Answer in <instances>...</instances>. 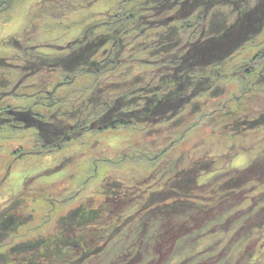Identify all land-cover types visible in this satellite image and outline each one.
Listing matches in <instances>:
<instances>
[{
  "label": "trees",
  "instance_id": "obj_1",
  "mask_svg": "<svg viewBox=\"0 0 264 264\" xmlns=\"http://www.w3.org/2000/svg\"><path fill=\"white\" fill-rule=\"evenodd\" d=\"M17 1L0 0V14ZM98 1H111L110 9L101 11V15L91 21L89 17L95 14L83 17L85 12L92 11L89 8L92 2ZM72 5L75 10H71ZM40 7L34 10L40 15L45 13L46 20L39 18L43 23H55L57 20L58 24L66 25L70 20L65 12L69 10V13L76 12L73 16L84 15L77 20L75 28L69 30L79 33L73 38L74 42H68L65 48H58L56 55H44L37 51L41 55L25 62L23 77L16 76L20 70L18 63L16 65L18 56L25 54L22 38L11 35L0 43V46L10 47L0 50V121L6 120L3 127L0 126V135L13 137L15 155L19 160L29 156L39 157L44 151L59 152L64 149V143L55 136L66 128L68 130L66 122L73 123L77 131L83 128L89 131L92 122L98 120L100 132L126 128L143 130L142 125H152L156 133L161 125L169 124L188 107L192 108V119H199L192 124L191 130L195 126L207 125L216 146L229 142L225 137L236 140L241 135H248L253 137L251 144L259 156L247 168H237L232 165L238 157L234 152L218 163L214 157H202L200 150L191 160V166L181 168L180 161H177L170 168L161 160L153 162L158 157L147 154L150 166L158 170L156 175L146 172V176L139 177L135 173L119 175V179L106 173L101 167L103 162L115 165L117 158L119 162H134L142 154V149L124 155H105L101 159L94 156L86 160L88 156H84L82 163L87 161L88 166L73 174L79 179L84 176L92 180L101 177L103 188L95 196L107 190L100 204L92 205L90 199L88 208L82 206L73 212L81 210L69 229L74 231L76 227L86 226L90 229L89 233L84 230L85 233L71 238L62 233L59 235L60 242L54 240L46 244V251L39 255L40 258H25L22 261L65 264L63 261L66 258L63 257L71 254L67 247L71 243L87 241L86 249L78 250L83 254L80 258L83 261L98 255L117 237L125 234L116 236L113 229L121 228V232H125L128 226H134L139 240L148 239L149 244L164 235L162 248L164 241L171 239L175 245L177 242L185 243L184 247L174 245L172 257L190 261L188 264L215 261L222 252L226 256L223 257L224 262L231 260L234 254L245 252L249 256L244 257L248 260L244 259L243 264H260L255 259L257 256L251 259L250 248L263 239L264 220L235 240L227 238L240 223L230 230L219 226L228 223L230 216L239 215L241 211H248L243 217L254 214L255 211L250 210L252 206L259 211L264 206V108L255 103L258 96L264 98V0H43ZM48 22L42 28L53 27ZM188 35L193 38H186ZM258 46L263 49L257 48L253 58L244 60L240 52ZM239 64L250 69L242 78L243 89L247 91L245 97H239L238 105L241 106L243 98L249 103L232 108L229 112L234 117L225 123L214 122L216 125L210 122L216 119L217 114L193 112L202 104L211 105V100L222 96L219 86L225 80L219 77L225 70L232 75L238 73L243 69L235 66ZM251 76L256 78L255 81L249 80ZM89 79L95 85V91L90 96L87 94L84 98L75 94L69 100L65 97L62 100L59 96L62 89L74 88V84ZM29 97L33 100L32 104ZM225 109V106L221 108ZM7 110L22 111L17 112L18 117L29 115L33 120L16 121L17 118L13 121L6 115ZM156 119L161 121L156 123ZM63 136H60L63 142L71 143ZM222 178L224 183L220 181ZM70 187L71 183L63 189V193L69 192ZM200 187H206V191L202 193L198 190ZM127 194L133 198L129 204L121 200ZM241 194L243 197L234 202L228 211L218 210L215 216H207L208 212H215L218 205L228 200L235 201L230 198ZM30 196L23 197L26 204L22 202L23 207H18L19 201L12 206L10 201L13 199H4L0 194V264H9L13 254L21 256L27 250L38 251L46 243L45 238L30 245L23 241L8 250L10 236L18 237L23 226L30 221L31 211L27 203L34 199ZM254 197H259L257 205ZM126 206L137 212L128 222L123 219L131 215H127ZM104 215L110 218L102 220ZM174 228L177 232L167 236L166 232ZM120 241L113 245L120 246ZM177 249L181 251L176 252ZM122 264L129 263L122 261Z\"/></svg>",
  "mask_w": 264,
  "mask_h": 264
},
{
  "label": "rangeland",
  "instance_id": "obj_2",
  "mask_svg": "<svg viewBox=\"0 0 264 264\" xmlns=\"http://www.w3.org/2000/svg\"><path fill=\"white\" fill-rule=\"evenodd\" d=\"M42 2L43 0H19L6 12L0 14V43L8 37H11V35L22 38L21 42L24 46L23 50L25 51V57L23 58L24 55L18 56L19 58L16 61V65L18 63L20 66V70L16 72V76L19 78L24 76L21 74L23 71H25V69H23L25 62L27 60L33 61L37 58V55H41L40 53H37V51L42 52L44 55L46 53L56 55L55 53L59 52L58 48L62 49L67 47V43H73V38L79 34L76 31H69L75 28V23L77 20L84 15V13H81L77 16H73L76 12L69 13L71 10L76 9V7L73 5L71 6V10L65 12L68 19L70 20L68 24L63 25L62 23H59V25V21L57 20L55 23L52 21H45L46 23L48 22L53 24V27L51 26L42 28L45 22L43 23L39 18H43V21L46 20L45 13L40 15L38 11L36 12L34 10L37 6L38 9H40V4ZM110 3L111 1L92 2V4L89 6L92 11L90 13L85 12V16L83 17L87 18L88 14H95L94 17H89V20L91 21L94 18H98L99 15H101V11H105L107 8L110 9ZM65 20L68 21L67 18ZM34 25L35 27L32 32L31 29ZM58 25L62 26V28L58 27ZM187 37L193 38L189 35L186 36V38ZM58 44H60V46H58ZM257 48L263 49V47L258 46L244 49V52L242 51L240 53H243L244 60H250L255 56ZM8 49H10V47L4 46V44L0 46V50L5 51ZM34 54H36V56ZM31 55L34 56L27 59L28 56ZM244 60L242 59V61ZM233 61L234 58L230 61V64H232ZM248 62L249 64L251 63L250 61ZM235 66L242 67L243 69L241 71L239 70L238 73L235 72L236 74L234 75L229 74V72L225 70L219 77L222 80H225L223 85L219 86L220 90L223 92L222 96H220L221 98L218 97L211 100V105L208 106L202 104L198 110L194 109L193 112H198L200 115H208L211 113L217 114L216 119L210 123H225L234 117L231 115L229 110L232 108H240L241 106L249 103V101L243 98L241 106L238 105L240 103L239 97L246 96L247 89L246 91L243 89L242 82L244 80H242V78L244 77L245 72L250 68L245 67L244 64ZM16 68L18 69V67ZM42 71H44V69H42ZM249 78L251 81H255L256 79L254 76ZM74 86V88L62 89L60 91L59 96L62 98V100L64 97L65 99H70L71 96L75 94L76 96L81 95L85 98L88 95L90 96L95 91V85L92 81H90V79L88 81L82 80L74 84ZM87 87L89 89H87ZM29 99L31 98L29 97ZM205 99L208 101V104L209 99L207 97ZM256 100L257 102L255 103L260 104L264 108V98H260L258 96ZM30 101V104H32L33 100L31 99ZM215 101L216 104L214 105L213 103ZM34 105H36V103H34ZM224 106L226 109L223 111L221 108ZM191 109V107L186 108L179 117L172 119L169 124L161 125V127H159L160 129L156 133L153 128L154 126L152 125H142L144 127L143 130L137 129L134 131L131 128H126L115 130V132L110 130L99 132L101 129L98 128L101 126L98 123V120L92 122L93 126L91 125V129H94L93 131H91V129L87 131L86 128L77 131V128L72 126L73 123L66 122V126L69 125L68 130L66 128V131H61L60 135L55 136V138H58L60 142L64 143V147L66 146L67 150H64L66 148L65 147L59 152L44 151V153H41L39 157L29 156L20 162L16 159V157L14 158L11 155L13 151L14 153L16 151L14 149L16 145L14 141H12L13 137H2V135H0L2 138L0 141H3L0 143V145L6 144L3 146L4 148L2 146L0 148V191L2 198L5 199L11 197L13 200L10 201V205L12 206L17 205L16 203L19 201L18 207H23L21 206L22 202L24 205L26 204L23 197L31 195L30 197L33 196L32 198H34L33 200H30L29 203H27V207L30 208L29 211H31L29 213L30 221H28V223L23 226V229L20 231L21 233H18L20 234L18 237L10 236L8 239V250L17 247V244L22 243L23 241L30 245L32 242L36 244L43 238L46 239L44 241L46 243H43L38 251L27 250L24 254H21V256H16L13 254L9 264H31V260H27L28 262H23L22 259L38 258L39 255L43 253V251H46V244L54 242V240L59 241V235L62 233L68 236V238H71L76 234H81L82 232L85 233V231H88L89 233L90 229H88L86 226L76 227L74 231L69 229L73 221L76 220L75 216L78 215L77 213L81 212L80 210L73 214L74 210L82 206L88 208L91 205L90 203H87L90 199L92 200V205L100 204L103 201L102 195L95 196L98 192H101L103 188L101 177L92 180L88 178L89 176H84L79 179L77 177L78 175L73 174L83 170L84 166H88L89 162L84 161L82 163L84 156L87 154L90 157H102L105 155L109 157L111 155H124L127 152H134L138 149H142V154H140L134 162L127 161L125 163L124 160H120L119 162L117 158V162L114 165L110 162H105V164L102 161L104 159L101 160L103 162L101 167L106 170V173H111L113 174L112 176L118 179L121 178L120 176L122 175L128 176L131 174L134 175L135 173L138 174L139 177L146 176V172L149 174L152 172L153 175H156L158 170L154 168V165H152L154 167L150 166V160L148 158L149 155L152 157H158L154 158L153 162L161 160L165 166H171L170 168H172L174 162L177 161H180L181 168H183V166L185 168L191 166V160L200 150H202V157H214L218 163L225 161L226 158L230 157L229 155L234 152V154H236V156L238 155V157L233 160L234 162L232 165L237 168L238 166L247 168L250 162L259 156L255 154L256 150L251 144L253 143V137L248 135H241L240 137L236 138V140L225 137V140L227 139L229 142H223L221 145L216 146L214 145L213 140H211L212 131L207 125L195 126L191 130L190 127H192V124L199 120L198 117L197 119H192L193 114L190 113ZM17 112L22 113V111L13 110L6 114H8L12 120L17 118V121H26L29 120L28 118H30V121L33 120L29 115L24 116V118L18 117V115L15 114ZM65 119L68 121V118ZM4 121L6 120L4 119ZM4 121H0L2 122V125L0 126L3 127V124L5 123ZM159 121H161V119H156V123ZM216 123L214 124L216 125ZM61 135H64L63 138L71 143L68 144L66 141L63 142L60 137ZM3 138H5V140ZM209 138L210 140H208ZM158 142L160 144H158ZM171 144L173 145L171 146ZM159 145L160 148H157ZM90 157H88L86 160L90 159ZM138 159H141L142 161H138ZM108 164H110L111 167ZM89 171L91 172L90 166ZM4 173H6V176H3ZM71 177L73 178V182L70 180ZM223 180L225 179L222 178L220 181L224 183ZM69 183H71L70 191L63 193V189H67V187H69ZM199 183L201 184V181H199ZM198 190L204 193L206 191V187H200ZM18 195L19 197H17ZM242 197L243 194L239 196H232L230 199L235 201L228 200L220 206L218 205L216 208L217 210L215 212H208L207 216H215L218 213V210L222 212L228 211L229 208L234 205V202H237V200L239 201V199ZM254 199L255 204L257 205L259 202V197H254ZM121 200L124 203L127 202V204H129L133 198L131 195L128 196L127 194V197L121 198ZM129 206L124 208L128 209L127 211H129L127 215L131 214L130 217L126 216V218H123L126 220V222L130 221V219L136 216L135 214L137 213L131 207L129 208ZM261 208L262 210L259 211L255 208V206H252L250 210L255 211L254 214L250 215L249 217H243V215L248 213V211H241L239 215L233 217L230 216L228 223L219 226L221 229L230 230L232 226V228H234L238 223H240L238 228L233 230L231 233L232 235H230L227 240H230L232 237L233 238L231 240L239 239L241 235L246 234L247 231H250L254 224L264 220V206L260 207V209ZM242 217L243 219L240 221ZM108 218L110 217L107 215L102 216V220H108ZM176 229L177 228L168 230L166 235L168 236V234L174 233ZM73 232H75L74 235ZM112 232L116 236H120L122 233L125 234L117 237L115 242L105 247L104 251H101L98 255L92 258H88L83 261L77 259L78 261H75L74 258L71 257V254H67L63 257L66 258L63 263L69 264V262H73L72 264H122V261H124L129 264H139L138 262H140V264H188L190 262H185L184 259L181 260L172 257L174 256L173 252L175 249V242L173 243L174 248L170 247L171 245L167 246V248L166 245H164V248L161 247V242L165 235L160 239L154 240L152 244H149L148 239L142 241L139 240V235L137 232H135L134 226H128L125 232H121V228L113 229ZM87 236L88 238L90 237L89 234H87ZM121 237L122 240L120 241ZM118 241H120V246H114ZM184 244L185 243L183 242H177L175 246L184 247ZM204 244L206 243H203L202 245L206 246ZM85 246L86 244H84L83 248H85ZM120 248L121 250L119 251ZM250 249L252 251L251 259L253 256H257L255 259L259 261L260 264H264V237L261 239L259 244L257 243L253 245ZM257 249H261L262 251L258 252ZM178 251H181V249L176 250V252ZM244 253H237V255L234 254V256H231L232 258L230 257L231 260L224 262L223 257L226 256H224L225 253L222 252L216 259H214L215 261H206L201 262L200 264H243L245 262L244 259L248 258L249 256ZM238 255L240 256L239 259ZM59 257L62 256L60 255ZM169 259H172L173 261L170 262ZM197 259L198 258H196V260ZM197 263H199V261ZM191 264L193 263L191 262Z\"/></svg>",
  "mask_w": 264,
  "mask_h": 264
},
{
  "label": "flooded vegetation",
  "instance_id": "obj_3",
  "mask_svg": "<svg viewBox=\"0 0 264 264\" xmlns=\"http://www.w3.org/2000/svg\"><path fill=\"white\" fill-rule=\"evenodd\" d=\"M96 159H101V157L97 156ZM106 193H107V190L104 189L102 195L105 196ZM107 200H109V199L107 198L106 199V202H107ZM82 240H83V238H82ZM173 243H174V241L171 239L169 241H164L163 244H165L166 245V248H167V246H169V245H171L170 247H173ZM84 244H86L85 248H83ZM87 245H88V242L87 241L82 242V243H80V242L71 243V245L67 247V251L71 252V257H74L75 256V259L74 260L77 261V259L80 260V258L83 256V254H80V252L78 250H85L86 247H87ZM72 263L73 262H69V264H72Z\"/></svg>",
  "mask_w": 264,
  "mask_h": 264
}]
</instances>
